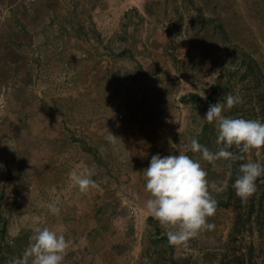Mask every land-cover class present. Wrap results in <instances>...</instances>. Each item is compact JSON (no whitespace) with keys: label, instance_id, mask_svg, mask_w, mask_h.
I'll use <instances>...</instances> for the list:
<instances>
[{"label":"rangeland","instance_id":"1","mask_svg":"<svg viewBox=\"0 0 264 264\" xmlns=\"http://www.w3.org/2000/svg\"><path fill=\"white\" fill-rule=\"evenodd\" d=\"M0 81V264L38 227L71 242L63 264H264V176L242 202L245 161L191 151L193 139L220 147L204 119L217 102L264 122V0H0ZM228 93L243 102L227 109ZM179 153L218 202L215 229L187 247L145 208L152 156ZM77 166L98 187L80 193Z\"/></svg>","mask_w":264,"mask_h":264},{"label":"clouds","instance_id":"2","mask_svg":"<svg viewBox=\"0 0 264 264\" xmlns=\"http://www.w3.org/2000/svg\"><path fill=\"white\" fill-rule=\"evenodd\" d=\"M201 97L206 99L204 94ZM242 102L238 93L226 96L229 110ZM224 108L221 102L212 104L204 117L208 124H215L217 128L218 150L210 151L193 139L191 151L201 153L203 160L213 164L223 160L231 166L232 162L245 161L239 166L233 188L235 195L247 202L257 191L256 181L264 176V122L226 117L222 114ZM116 138L113 134L109 136L113 143ZM91 175L87 167L77 166L70 171L69 179L80 193L86 194L98 187ZM144 178L145 191L150 194L146 211L165 230L170 245L187 247L202 232L215 229L209 218L216 214L218 202L209 192L207 172L198 161L184 153L156 154L144 170ZM58 203L48 204L53 215L60 214ZM30 239L22 257L13 259L11 264H29V260L31 264H63L71 247V242L66 241L63 234L48 227L36 228Z\"/></svg>","mask_w":264,"mask_h":264},{"label":"built area","instance_id":"3","mask_svg":"<svg viewBox=\"0 0 264 264\" xmlns=\"http://www.w3.org/2000/svg\"><path fill=\"white\" fill-rule=\"evenodd\" d=\"M11 90L10 86L3 85L0 81V124L4 122L6 118L5 110L7 106V99L9 92Z\"/></svg>","mask_w":264,"mask_h":264},{"label":"trees","instance_id":"4","mask_svg":"<svg viewBox=\"0 0 264 264\" xmlns=\"http://www.w3.org/2000/svg\"><path fill=\"white\" fill-rule=\"evenodd\" d=\"M152 218V217H151ZM167 239V238H166Z\"/></svg>","mask_w":264,"mask_h":264}]
</instances>
